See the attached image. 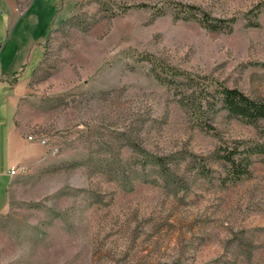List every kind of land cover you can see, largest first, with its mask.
I'll use <instances>...</instances> for the list:
<instances>
[{"label":"rangeland","instance_id":"rangeland-1","mask_svg":"<svg viewBox=\"0 0 264 264\" xmlns=\"http://www.w3.org/2000/svg\"><path fill=\"white\" fill-rule=\"evenodd\" d=\"M192 85L264 101V0H0V173L41 150L0 264H264V155L236 183L218 158L264 134L198 118Z\"/></svg>","mask_w":264,"mask_h":264},{"label":"trees","instance_id":"trees-1","mask_svg":"<svg viewBox=\"0 0 264 264\" xmlns=\"http://www.w3.org/2000/svg\"><path fill=\"white\" fill-rule=\"evenodd\" d=\"M207 28L216 29L213 26ZM156 79L163 84L174 85L159 76H156ZM189 89L191 93L183 99L184 106L198 114V118L204 119L206 112H215V107L218 106L217 108L225 111L228 116L237 118L246 125L259 130V136L264 134V129H259V124L264 121V101L251 98L234 87L220 86L218 89L210 91L208 87L192 85ZM202 126L211 129L210 125L205 122ZM260 155H264V140L261 139L246 142L235 141L233 145L222 149V154L218 158L226 168L223 183H236L248 178L251 174L252 158ZM145 159L151 165L160 167L164 172L165 164L160 158L145 154Z\"/></svg>","mask_w":264,"mask_h":264},{"label":"crops","instance_id":"crops-1","mask_svg":"<svg viewBox=\"0 0 264 264\" xmlns=\"http://www.w3.org/2000/svg\"><path fill=\"white\" fill-rule=\"evenodd\" d=\"M16 132L18 133V135H20L19 131L16 130ZM40 154V149H36L34 151L33 146H26L24 148V154L20 156L21 158L19 159L18 166L15 167L14 165H10L9 168L6 170L7 173H0L1 181L3 180V184L0 185V213L3 212L7 206V188L12 177V175L9 174V170L11 168H20L22 165L33 163L39 158ZM3 190L4 196L2 195Z\"/></svg>","mask_w":264,"mask_h":264},{"label":"built area","instance_id":"built-area-1","mask_svg":"<svg viewBox=\"0 0 264 264\" xmlns=\"http://www.w3.org/2000/svg\"><path fill=\"white\" fill-rule=\"evenodd\" d=\"M26 140L27 141H30V142H36L38 143L39 145H42V146H47L48 143L46 141V139L42 136H37L36 134H30V135H27L26 136ZM51 150L52 151H57V147L56 146H53L51 147ZM22 170V168H11L9 170V174L10 175H14L15 173H17L18 171Z\"/></svg>","mask_w":264,"mask_h":264}]
</instances>
